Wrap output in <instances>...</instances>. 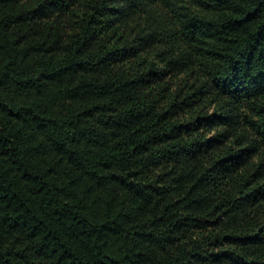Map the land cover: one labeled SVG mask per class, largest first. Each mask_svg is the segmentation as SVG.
<instances>
[{"label":"trees","instance_id":"obj_1","mask_svg":"<svg viewBox=\"0 0 264 264\" xmlns=\"http://www.w3.org/2000/svg\"><path fill=\"white\" fill-rule=\"evenodd\" d=\"M0 264H264V0H0Z\"/></svg>","mask_w":264,"mask_h":264},{"label":"rangeland","instance_id":"obj_2","mask_svg":"<svg viewBox=\"0 0 264 264\" xmlns=\"http://www.w3.org/2000/svg\"><path fill=\"white\" fill-rule=\"evenodd\" d=\"M207 109H208L209 111H212V110L214 109V105H208Z\"/></svg>","mask_w":264,"mask_h":264}]
</instances>
